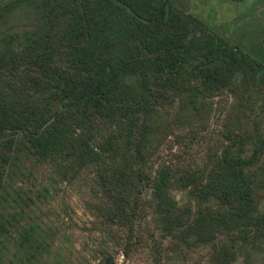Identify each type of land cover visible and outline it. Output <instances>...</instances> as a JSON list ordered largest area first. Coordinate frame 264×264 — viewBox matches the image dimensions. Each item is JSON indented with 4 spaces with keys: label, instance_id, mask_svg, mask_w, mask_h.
Segmentation results:
<instances>
[{
    "label": "trees",
    "instance_id": "16d2710c",
    "mask_svg": "<svg viewBox=\"0 0 264 264\" xmlns=\"http://www.w3.org/2000/svg\"><path fill=\"white\" fill-rule=\"evenodd\" d=\"M173 1L0 0V264H73L34 214L48 189L32 197L16 182L24 160L48 165L58 181L85 173L98 196L86 201L98 216L94 264H115L113 244L126 254L138 232L122 237L112 227L131 232L146 210L170 242L212 244L215 264L235 256L221 237L264 242L256 205L264 131L232 130L196 168L141 170L158 110L174 100L192 112L214 93L238 90L234 110L246 124L256 123L253 110L264 111V25L250 21L225 34V23L220 31ZM18 9L28 19L13 20Z\"/></svg>",
    "mask_w": 264,
    "mask_h": 264
},
{
    "label": "rangeland",
    "instance_id": "374dc122",
    "mask_svg": "<svg viewBox=\"0 0 264 264\" xmlns=\"http://www.w3.org/2000/svg\"><path fill=\"white\" fill-rule=\"evenodd\" d=\"M174 0V4L188 12L198 13L209 23L222 31L221 23L227 25L228 34L235 26L253 21L264 25V0ZM26 10L18 9L13 13V20L28 19ZM239 18L232 23L233 18ZM264 47V44L261 46ZM239 91L217 92L208 97L202 109L180 110L181 102L174 100L171 104L158 110L161 121L152 133L144 149V164L141 170L148 174L161 165H166L173 174L182 170L196 168L225 142L226 134L235 130L243 132L247 129L264 131V111L253 110L254 126L246 124L242 115L235 112L234 107L242 102ZM246 113V109L244 110ZM236 119H239L236 121ZM23 174L17 179L18 185L25 193L34 197L35 192L48 189L46 197L38 198V208L34 210L41 222L53 227L55 236L53 243L61 246L64 254L72 258L73 264H94L96 253L93 251L100 240L95 231L94 222L98 219L87 206L86 201H97L98 196L91 193L84 172L69 182L58 181L50 167L44 163L24 160ZM139 200L146 202L149 197L148 185L144 181L139 186ZM258 210L264 211V184L256 191ZM170 193L180 202H186L184 191L170 188ZM145 205V204H144ZM150 214L145 215L131 232L126 228L113 226L115 232L122 237L125 234L138 232L140 238L132 237L128 251L123 253L120 246L113 244L112 259L115 264H215L212 244H195L185 246L170 242L169 237H162L152 227ZM126 237V235H125ZM124 240V239H123ZM153 240L157 243L155 245ZM223 243L234 249L235 256L230 264H264V242L250 244L239 241L231 242L221 237ZM237 243L240 246L237 248ZM176 246V249L174 247ZM108 246V245H107ZM70 251V253H68ZM160 256V258H159ZM155 257L159 258L155 262Z\"/></svg>",
    "mask_w": 264,
    "mask_h": 264
}]
</instances>
